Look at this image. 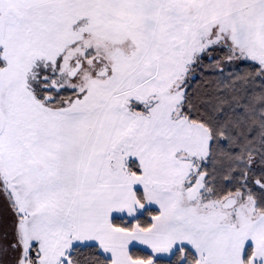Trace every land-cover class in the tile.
<instances>
[{"label":"snow or ice","instance_id":"1","mask_svg":"<svg viewBox=\"0 0 264 264\" xmlns=\"http://www.w3.org/2000/svg\"><path fill=\"white\" fill-rule=\"evenodd\" d=\"M0 264H264V0H0Z\"/></svg>","mask_w":264,"mask_h":264},{"label":"rangeland","instance_id":"2","mask_svg":"<svg viewBox=\"0 0 264 264\" xmlns=\"http://www.w3.org/2000/svg\"><path fill=\"white\" fill-rule=\"evenodd\" d=\"M13 222V218L11 213L8 211L6 203L0 199V230L7 231L9 236L11 235V225ZM11 253L7 257H5V264L7 261L11 259Z\"/></svg>","mask_w":264,"mask_h":264}]
</instances>
